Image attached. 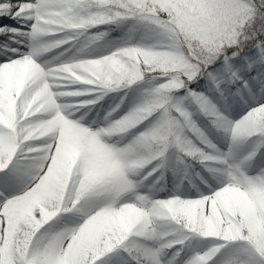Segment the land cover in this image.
Wrapping results in <instances>:
<instances>
[{"label":"snow or ice","instance_id":"obj_1","mask_svg":"<svg viewBox=\"0 0 264 264\" xmlns=\"http://www.w3.org/2000/svg\"><path fill=\"white\" fill-rule=\"evenodd\" d=\"M0 264H264V0H0Z\"/></svg>","mask_w":264,"mask_h":264}]
</instances>
